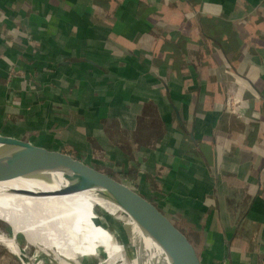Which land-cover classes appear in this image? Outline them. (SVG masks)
Instances as JSON below:
<instances>
[{
  "label": "crops",
  "instance_id": "obj_1",
  "mask_svg": "<svg viewBox=\"0 0 264 264\" xmlns=\"http://www.w3.org/2000/svg\"><path fill=\"white\" fill-rule=\"evenodd\" d=\"M153 1L0 0L5 17L0 97L7 99L0 117L13 118L4 81L10 63L26 69L27 76L40 67L74 73L67 77L70 86L86 78L82 86L90 97L94 89H107L105 98L96 99L97 109L101 104L113 112L95 113L97 126L85 122L86 136L101 135L98 140L110 144L105 121L111 114L132 145L136 135L151 143L155 134L161 161L178 170L179 191L153 186L143 175H126L191 208V225L201 226L206 235L202 244L181 213L175 214L184 227L180 231L203 259L210 253L221 264H264V0H168L158 8ZM137 89L143 97L131 94ZM52 99L46 104L57 102L61 109L24 105L28 114L33 109L49 114L45 120L33 112L43 123L33 124L38 136H46L45 125L69 123L72 111L81 123L92 110L89 101L83 109L81 100L69 106L62 97ZM10 124L6 127L19 128ZM123 139L117 140L119 151L128 146L135 155L141 149L151 160L148 169L154 168L153 148L143 147L144 142L131 147ZM119 241L128 263L142 264L143 251Z\"/></svg>",
  "mask_w": 264,
  "mask_h": 264
},
{
  "label": "bare ground",
  "instance_id": "obj_2",
  "mask_svg": "<svg viewBox=\"0 0 264 264\" xmlns=\"http://www.w3.org/2000/svg\"><path fill=\"white\" fill-rule=\"evenodd\" d=\"M60 159L72 172L89 168ZM64 176L60 171H41L11 179L0 168V221L10 232L0 233L1 243L25 257L18 246L23 240L33 247L32 256L40 260L30 230L45 239L52 262L83 264V260L96 259V264H127L126 248L119 241L125 239L143 251L142 264H171L160 243L173 241L167 235L170 230L183 232L153 210L119 207L100 188L50 193L68 183ZM21 261L30 264L26 259Z\"/></svg>",
  "mask_w": 264,
  "mask_h": 264
},
{
  "label": "rangeland",
  "instance_id": "obj_3",
  "mask_svg": "<svg viewBox=\"0 0 264 264\" xmlns=\"http://www.w3.org/2000/svg\"><path fill=\"white\" fill-rule=\"evenodd\" d=\"M4 19H5L4 16H0V24H1L0 28L4 27L3 24L4 22H2ZM26 65H28V63ZM25 70L19 68V66L18 67L16 66L15 68V65L11 63L9 64V69H7V74H6L7 79H4V81L5 83L6 82L8 83L6 88L9 96L11 97L9 103L10 106L9 108H7V110H8V114H11L13 118L9 120L8 118H4L3 116L0 117L1 135L11 136L21 140L30 141L31 143L37 146L44 147L46 150L50 151L53 154L58 155V157L60 158H68L72 160V162L76 165H79L78 168L81 169L84 167H89V168L93 167V168L105 170L108 173H110L113 177L117 179H121L123 181L127 180V178L124 176L126 174H131V175L139 174V175H143V177L146 180H148L153 186L159 188L170 187L173 189V191H179V181L177 178L178 170L175 167L169 168L166 165V162L161 161L160 154L157 153L156 151L157 149H160V146H157V144L154 143L155 142L154 139H152L155 134L151 136L152 137L151 143L148 140H145L146 141L145 143L144 142L145 137H139L138 135L134 136V140L136 141V143H134L135 145L144 142V145L147 146H143V147L153 148L154 150V152L152 153L154 168H150V169H148L149 167H147V165H150L151 160L148 159L149 156L143 153L144 152L143 150L141 149L136 150L134 152L135 153L134 155L129 150V147L126 146V149L119 151L118 147H120L121 145L117 143L119 142L117 141L118 139L119 140L122 139V141H124L123 138H126L130 143L131 147L134 144L132 145V139H131L132 137L130 138L129 135L125 137H123L122 134L120 135L119 132H123V131L119 128L117 121L114 118L110 117L111 115L114 114L108 116V119L105 121V123L108 126H110V129L109 130L107 129V133H109V135L111 136L109 138L110 144L109 143L106 144V142L104 141H103L104 143L100 142L101 140H98V137L102 138L101 135L86 136L84 129L86 124L85 122H87V126L89 127L97 126L96 123L97 120L95 119L94 116L95 113L97 114L96 116L101 117V116H107L106 114L113 112V109L110 106L108 107L103 106L104 107L103 108L101 107V104H99V108L97 109L96 99L98 100L99 97L105 98V96L107 95V89H104L103 91L101 89H94L92 97H90L86 94L85 87L82 86L83 81L85 80L84 84H86L87 81L86 78H83V73L77 71V74H75L77 76L82 74L83 79L81 82H78L79 86L77 83L70 86L68 82L69 79L67 77H71V75H74V73L66 72L65 74L59 68L56 70L53 69L49 70L47 67L45 68L40 67L38 68V70L27 76V72H25ZM90 76H92V74L88 72L89 79L91 78ZM125 84L127 85V82H125ZM122 89H126V87L123 86ZM109 94H111V91H109ZM131 94L137 96L136 98L143 97L144 95L143 91H140L138 89L133 90ZM54 96L62 97L64 100H66L65 103L68 105L69 102L71 103L73 101H76L77 104H80L78 102L81 100L82 104L80 105L83 109L87 108L86 102L89 101L90 103H92L91 106L92 110L87 111L86 114L84 113L85 114L83 117L84 120L81 123L79 119H76V115H75L76 113L74 112L73 114L72 111V113H70L68 116L70 117L69 119H71L69 123H63V124L61 123L57 127H55V124L51 123V125L49 126L45 125L47 129H45L42 126L41 128H44L47 134L45 136V134L43 133L44 136H38L40 129L33 126L34 125L37 126L38 124L41 126V124L43 123L39 121L40 119L38 120L37 115L35 113H34L35 115L32 114L34 111H38L37 114L44 115L45 120L48 119L49 114H47V112L45 113V111L42 109H41L42 112L33 109L32 112L28 114V110L25 108L24 105H26L28 108L30 106H33V104H39L41 106L44 105V107L47 108V106L49 105H47L46 103L51 102ZM1 97H0V114H2L3 109H5V101L7 100V99L3 100V98ZM20 102L23 103L21 104L23 107L20 105ZM149 102L152 103V100L150 99ZM56 104L57 105L52 104L51 106L56 107L57 109H61L60 103L58 104L56 102ZM17 105L18 108L22 107L24 109L20 111V109L18 110L17 107L16 108L13 107ZM102 112L104 114H102ZM27 115L29 116L28 121L26 118ZM8 121H10L12 125L19 124V126H16L19 128L14 129V128L6 127L11 125ZM152 128L154 127L152 126ZM163 130H161V132H163ZM157 131L160 132L159 128ZM170 132L176 134L172 130ZM117 135H120L121 139ZM111 145L116 147H113ZM172 163L175 164L176 163L175 160H173ZM74 168L77 167L74 166ZM145 169H147V171H144ZM174 179H176L177 181H175ZM153 211L160 214L164 219L170 222L178 230H180V228H184V227H180V221L175 213L168 211L164 208H157V210H153ZM226 230L229 232L228 228ZM29 232L32 235L33 239L37 241V245L39 243L42 244L46 243L45 239L41 237L39 234L33 236L32 231L29 230ZM0 233H4L7 235L10 234L8 226H6V224L2 221H0ZM187 234L189 236L190 232L187 231ZM219 240L222 241L221 242L222 244L220 245V250L223 253L224 243L222 238H220ZM18 246L25 257L16 255L8 247H6L3 243L0 242V264H22L21 259H26L30 264H52L47 260V258L40 260L34 258L32 256L34 252L33 247L26 244L23 240L19 242ZM101 255H103L102 252ZM224 257L225 256H223L222 258L224 259ZM131 260L132 263H127V264H136L133 261V259ZM96 261H97L96 259L83 260V264H96ZM53 264H61V263H59L58 261L57 263L53 262Z\"/></svg>",
  "mask_w": 264,
  "mask_h": 264
},
{
  "label": "water",
  "instance_id": "obj_4",
  "mask_svg": "<svg viewBox=\"0 0 264 264\" xmlns=\"http://www.w3.org/2000/svg\"><path fill=\"white\" fill-rule=\"evenodd\" d=\"M0 168L11 179L30 177L41 171L64 173L68 183L56 190L49 191L50 193L63 194L96 187L103 191L104 196L123 209L157 210V208H164L173 211L178 216L180 212V216L190 225V230L196 235V241L202 244L206 240L202 227L196 226L195 223V226L191 225L193 219L189 214L191 208L180 206L181 201L179 202V199L174 195L163 193L158 189H151L139 178L124 175L127 180L123 181L113 177L105 170L93 167L72 172L58 156L50 151L30 141L1 134ZM167 235L173 241L160 243V246L168 255L171 264H221L219 260L213 261V256L210 253L209 255L205 254L206 259L199 256L193 243L187 240L183 234L170 230Z\"/></svg>",
  "mask_w": 264,
  "mask_h": 264
},
{
  "label": "trees",
  "instance_id": "obj_5",
  "mask_svg": "<svg viewBox=\"0 0 264 264\" xmlns=\"http://www.w3.org/2000/svg\"><path fill=\"white\" fill-rule=\"evenodd\" d=\"M153 2H154V5H153V6H154L155 8H156V7L158 8L159 5H161V3H163V4H164V3H167L168 0H154ZM229 78H230V77H229ZM32 233H33V236H35L36 234H38V233H34V232H32ZM39 245H40V246H39V247H40V250L43 251L44 254L47 255V257L51 258L50 253H49L47 247L45 248V246H48L47 243H45V244H41V243H39ZM44 245H45V246H44ZM46 255H45V256H46ZM133 257H134V256H133ZM127 262H128V261H127ZM127 262H126V263H127Z\"/></svg>",
  "mask_w": 264,
  "mask_h": 264
}]
</instances>
